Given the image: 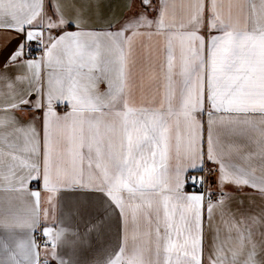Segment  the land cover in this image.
<instances>
[{
	"label": "snow or ice",
	"instance_id": "1",
	"mask_svg": "<svg viewBox=\"0 0 264 264\" xmlns=\"http://www.w3.org/2000/svg\"><path fill=\"white\" fill-rule=\"evenodd\" d=\"M0 32V264L114 229L93 264H264V0H0Z\"/></svg>",
	"mask_w": 264,
	"mask_h": 264
},
{
	"label": "crops",
	"instance_id": "2",
	"mask_svg": "<svg viewBox=\"0 0 264 264\" xmlns=\"http://www.w3.org/2000/svg\"><path fill=\"white\" fill-rule=\"evenodd\" d=\"M104 4L109 3H117L119 0H101ZM7 33L0 32V42L4 41L7 38ZM101 89L105 87V85H100ZM59 111L63 112L64 107L61 106ZM35 185H32V188L35 189ZM264 204V201H261V199L257 196L255 201V207L258 210V208ZM232 211L236 212L237 208L235 205L232 206ZM56 216L57 219L61 217V210L60 207H57L56 210ZM69 226H73L71 222H69ZM71 230L69 229V232ZM119 246V236L117 231L114 229L110 237L106 240L104 244H94L93 247L88 249H79L78 252L73 255V251L71 247H66L62 249V252L65 254L66 257H71L73 260L77 261V264H93V261H95L97 258L104 259L108 255H110L112 252H114Z\"/></svg>",
	"mask_w": 264,
	"mask_h": 264
}]
</instances>
